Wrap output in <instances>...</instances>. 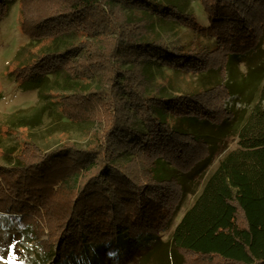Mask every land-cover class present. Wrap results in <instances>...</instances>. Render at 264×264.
Listing matches in <instances>:
<instances>
[{
    "label": "trees",
    "instance_id": "1",
    "mask_svg": "<svg viewBox=\"0 0 264 264\" xmlns=\"http://www.w3.org/2000/svg\"><path fill=\"white\" fill-rule=\"evenodd\" d=\"M195 1L207 24L181 0H0V20L17 3L26 38L8 76L48 102L30 122L47 115L53 132L80 127L91 136L85 146L64 141L49 151L31 144L29 156L0 147V179L9 191L0 211L22 214V232L37 234L31 239L47 236L34 264H83L91 248L111 255L122 237H158L225 151L228 135L238 148L224 152L174 225L170 264H185L184 255L264 264V66L257 101L241 120L201 92L166 94L154 77L159 69L198 75L207 67L196 53L166 43L168 25L232 49L227 67L256 52L264 0ZM225 84L228 95L242 88ZM33 108L19 109L8 123ZM32 216L34 223L25 222Z\"/></svg>",
    "mask_w": 264,
    "mask_h": 264
},
{
    "label": "rangeland",
    "instance_id": "2",
    "mask_svg": "<svg viewBox=\"0 0 264 264\" xmlns=\"http://www.w3.org/2000/svg\"><path fill=\"white\" fill-rule=\"evenodd\" d=\"M181 3L182 9L193 14L197 22L207 24L206 15L197 1L181 0ZM256 17V15L252 16L253 23L257 21ZM17 18L18 6L15 3L0 20V147L8 152L17 149L18 152L22 151L21 153L29 156L31 155V144H35L44 151H49L64 141H71L80 146L89 144L91 136L84 128L70 127L65 133L53 132L49 128L51 123H49L47 115L39 124L30 122L34 109L41 105H48V102H40L35 90L20 91L8 76L7 67L10 60L26 42V38L18 29ZM256 30L258 35H261L264 30V22L258 24ZM163 36L168 45L182 47L196 53L207 65L206 70L202 73L199 72L198 75L163 69L155 70V81L164 86V93L176 95L201 92L213 102V106L226 111L231 110L235 117L241 120L257 101V80L260 78L264 66V39H262L256 52L250 53L247 57H237L227 67L226 53H233L232 49L224 51L216 46L213 39H209L207 36L199 35L179 25H168ZM250 70L254 76L248 75ZM236 82L242 84L241 90L237 94L228 95L225 83L234 85ZM206 90L207 92H205ZM31 107L34 108L18 115L17 118L11 120V123H8L9 117L13 113L19 109L27 110ZM49 108L50 110L53 109L52 106ZM23 122L28 128L18 127L24 124ZM223 145L226 146L225 151L237 149L236 136H226ZM201 151L203 150L199 149V152ZM200 156L202 155H197V159ZM221 156L213 159L208 172L200 178L199 185L195 187V192L186 194L181 200L177 216L169 229L159 234L158 237H122L115 242V252L111 255H108L102 248H91L88 250L83 264H167V262L170 264L169 241L174 225L185 210L191 206L199 194L203 182L216 167ZM4 164L0 157V165L5 166ZM197 171L199 168L195 170V172ZM6 188V182L0 179V202L9 198V191H6ZM9 202L7 201V203ZM21 215L17 212L5 213L0 211V264H34V255L40 251L39 242L47 237L43 233H39L38 240L31 239L37 234L26 236L22 232ZM37 218H26L25 222L34 223L32 220L36 221ZM43 230L45 231V229ZM184 262L185 264H210V262L192 255H184Z\"/></svg>",
    "mask_w": 264,
    "mask_h": 264
}]
</instances>
